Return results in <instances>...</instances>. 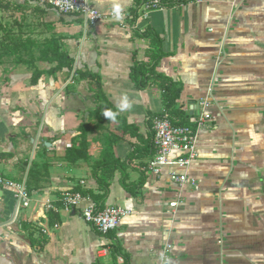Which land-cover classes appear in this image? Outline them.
Returning <instances> with one entry per match:
<instances>
[{
  "label": "crops",
  "instance_id": "crops-1",
  "mask_svg": "<svg viewBox=\"0 0 264 264\" xmlns=\"http://www.w3.org/2000/svg\"><path fill=\"white\" fill-rule=\"evenodd\" d=\"M0 1V174L26 182L30 197L17 211L15 189L0 187V264H160L168 243L173 264H264V0L184 3L154 11L134 32L86 27L80 15L30 0ZM137 2L94 0L93 7L131 14ZM55 55L100 77L102 105L118 111L124 93L133 102L115 122L102 117L77 156L68 152L80 149V129L97 104L74 69L50 73ZM136 64L155 65V74L181 87L182 123L192 125L199 103L209 101L212 119L189 169L198 190L170 180L171 171L185 172L180 166L161 176L147 168L163 93L158 84L137 88ZM67 190L132 214L100 235L78 209L47 210L60 207Z\"/></svg>",
  "mask_w": 264,
  "mask_h": 264
},
{
  "label": "built area",
  "instance_id": "built-area-1",
  "mask_svg": "<svg viewBox=\"0 0 264 264\" xmlns=\"http://www.w3.org/2000/svg\"><path fill=\"white\" fill-rule=\"evenodd\" d=\"M43 9H53L62 15H80L84 18L86 27H96L100 23L116 25L121 30L137 31L140 29V23H147L150 20L151 13L157 10L168 9V0H143L137 6L136 13H125L117 11L101 12L93 7L94 0H30ZM196 0L194 3L201 2ZM77 68L74 67L73 76L75 77ZM209 106V101L203 100L199 103V113L195 117L192 125H176L169 114L162 110L151 119V129L154 134V155L151 156L147 168L157 176H161L163 170L169 165L180 166L185 170L179 174L175 171L169 173L170 180L178 184L181 189L190 187L198 190L196 179L189 176V169L193 162L198 159V139L201 130L211 121V116L205 111ZM173 153L180 155L171 159ZM0 187L13 188L16 191V209L27 208L30 204V197L27 191L26 182L17 183L0 174ZM182 199L178 195V200L170 203L171 211L175 209ZM84 201H89L87 207H81ZM60 207H55L52 203H47V210L69 211L80 210V216L90 224L100 235L107 236L115 232L122 221L131 216L132 212L118 206H110L99 209L96 203L90 198L85 197L81 192L67 190L62 193L59 199ZM46 234L45 229L41 230ZM172 244L168 243L163 251L166 258H170ZM121 263L125 260L122 256L118 257ZM162 264V260L161 263Z\"/></svg>",
  "mask_w": 264,
  "mask_h": 264
},
{
  "label": "trees",
  "instance_id": "trees-1",
  "mask_svg": "<svg viewBox=\"0 0 264 264\" xmlns=\"http://www.w3.org/2000/svg\"><path fill=\"white\" fill-rule=\"evenodd\" d=\"M143 0H138L137 4L138 6L142 3ZM196 0H168L167 6L169 8H173L175 6L182 5L184 3H193ZM137 15V11H134ZM149 29L146 30V32L143 34L144 36H147ZM156 40V38H154ZM57 66L50 71L51 74H55L57 72H60L64 69H67L69 72H71L74 69V60L69 57H64L63 55H55ZM155 65H145V64H136L133 68L132 76L133 81L136 83L137 88L139 90H145L149 88L152 85H159V87L162 90L163 93V103H164V111H166L169 116L171 117L172 121L176 125H189L188 123H182L178 120V118H181L178 111L175 109L177 105V101L180 98L181 95V87H179L178 84L174 83L173 81H170L169 79H166L160 75L155 74ZM38 75H43L44 73L35 71ZM77 74L80 78L89 80L90 84V91L94 93V96H92V100L95 104H97V108L95 111L90 112L89 122L83 124V126L80 129V149H71L68 152V155L77 156L78 154H82V151L85 150V147L87 146V135L94 130L100 129V123L103 120L102 117H105L103 115V112L105 109H111L109 104L102 105V99H103V91H102V85H101V79L98 75L95 74H86L82 73L79 70L77 71ZM156 115H153L155 117ZM153 138L152 137V145L150 147L151 149V156L154 155V144H153ZM77 154V155H76ZM108 159H103L100 163H95L94 165V173L97 174L104 170V164L107 163ZM107 166H110V164H106ZM29 177L32 179L34 178V167L30 170ZM99 184L103 186V181L101 179H98ZM82 192V191H81ZM84 194V192H82ZM86 195V194H84ZM105 198V197H104ZM94 199V198H93ZM99 209L100 208V202L97 200L95 201Z\"/></svg>",
  "mask_w": 264,
  "mask_h": 264
},
{
  "label": "clouds",
  "instance_id": "clouds-1",
  "mask_svg": "<svg viewBox=\"0 0 264 264\" xmlns=\"http://www.w3.org/2000/svg\"><path fill=\"white\" fill-rule=\"evenodd\" d=\"M119 11H120L119 6H117V13H119ZM132 107H133L132 100L130 99L127 93H124L117 102L118 111L114 112L111 109H105L103 115L108 120L115 122L121 112L129 111ZM161 260H162V264H173V261L170 258H166L163 254H161Z\"/></svg>",
  "mask_w": 264,
  "mask_h": 264
},
{
  "label": "rangeland",
  "instance_id": "rangeland-1",
  "mask_svg": "<svg viewBox=\"0 0 264 264\" xmlns=\"http://www.w3.org/2000/svg\"><path fill=\"white\" fill-rule=\"evenodd\" d=\"M3 3L2 1H0V4Z\"/></svg>",
  "mask_w": 264,
  "mask_h": 264
}]
</instances>
